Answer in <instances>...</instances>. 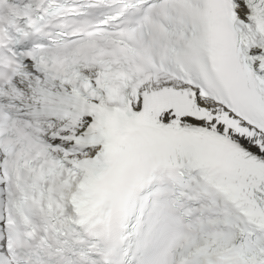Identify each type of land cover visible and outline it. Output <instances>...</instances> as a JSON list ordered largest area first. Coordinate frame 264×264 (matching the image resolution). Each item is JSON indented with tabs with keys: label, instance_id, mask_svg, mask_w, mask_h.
Returning a JSON list of instances; mask_svg holds the SVG:
<instances>
[{
	"label": "snow or ice",
	"instance_id": "1",
	"mask_svg": "<svg viewBox=\"0 0 264 264\" xmlns=\"http://www.w3.org/2000/svg\"><path fill=\"white\" fill-rule=\"evenodd\" d=\"M0 264H264V0H0Z\"/></svg>",
	"mask_w": 264,
	"mask_h": 264
}]
</instances>
